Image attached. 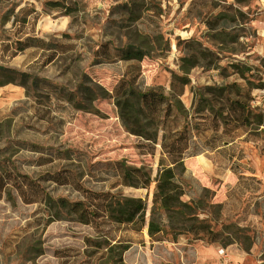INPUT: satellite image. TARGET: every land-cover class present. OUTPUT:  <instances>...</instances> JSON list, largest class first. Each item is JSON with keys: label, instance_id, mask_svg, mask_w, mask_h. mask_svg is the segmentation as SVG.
Here are the masks:
<instances>
[{"label": "rangeland", "instance_id": "374dc122", "mask_svg": "<svg viewBox=\"0 0 264 264\" xmlns=\"http://www.w3.org/2000/svg\"><path fill=\"white\" fill-rule=\"evenodd\" d=\"M57 43L74 50L48 46ZM131 46L146 54L133 62L142 73L137 82L179 96L190 114L198 90L233 83L244 92L254 88L251 107L264 114L260 0H0V66L68 88L52 100V111L45 97L33 105L20 79L0 87V164L14 162L53 199L84 202L82 210L92 213L90 223L82 224L78 214L65 211L58 219L46 206L6 196L0 200V264H177L194 259L198 238L233 242L242 251L240 264H264V125L220 139L224 122L212 105L198 119L202 135L194 131L184 154L186 170L194 173L182 177L189 185L183 200L197 220L186 224L182 237L189 240L179 244L168 230L149 245L143 233L108 220L106 205L119 192L147 198L149 219L155 183L147 189L109 186L118 178L117 161L146 167L156 177L160 149L154 156L140 154L139 140L122 128L113 99L95 100L90 112L76 110L77 90L87 77L92 87L113 92L131 64L103 51L116 55ZM70 93L75 95L68 102ZM6 115L13 120L9 128ZM231 173L239 183L226 186L229 201L221 204L217 192Z\"/></svg>", "mask_w": 264, "mask_h": 264}, {"label": "trees", "instance_id": "16d2710c", "mask_svg": "<svg viewBox=\"0 0 264 264\" xmlns=\"http://www.w3.org/2000/svg\"><path fill=\"white\" fill-rule=\"evenodd\" d=\"M48 46L60 49L61 53L74 50L72 45L57 43ZM103 52L109 56L108 59L113 58L131 64L129 71L120 78L111 93L100 86L92 87L91 79L85 77L87 82L81 83L77 90L81 94V103L76 110L90 112L93 110L92 104L95 100L113 99L122 128L139 140L137 147L140 149V154L154 156L158 146L160 149L156 177H152L146 167L136 168L127 165L125 161H117L118 178L109 186L110 190L120 186L147 189L155 183L153 207L149 219L147 198L128 196L120 192L110 197L106 205L107 218L112 224L127 226L136 233H143L146 230L148 236L155 241L161 240L158 236H165L170 230L173 240L178 241L187 234L186 224L197 221L190 217L195 215L194 208L183 200L187 195L184 186L189 187V185L183 182L182 177L186 172L184 154L189 149L192 134L198 131V134L202 135L204 130L202 122L198 119L204 120L207 106L212 105L224 122L220 139L242 127L257 129L263 126L264 114L258 112L257 108L251 107V90L254 88L244 92L240 84L233 83L200 89L196 93L195 109L190 114L179 96L166 95L160 86L145 87L143 80L137 82V78L141 77L142 73L140 67L133 62L142 61L146 56L145 53L132 46L122 49L116 55L108 52V49H104ZM49 62L51 61H47V64ZM192 66L194 67L195 63ZM239 76L244 78L245 71H241ZM18 79H20L19 85L27 89L33 105L42 104L41 98L45 97V104L52 111L55 109L52 108V100L56 99V96L59 98V93L65 94L68 90L67 85H58L38 76L0 66V87L18 84ZM40 84L44 85L43 89H40ZM74 95L70 93L68 102L74 99ZM4 121L8 128L13 122L9 115L5 116ZM212 144L214 145L206 141L207 146L214 147ZM30 148L33 151L37 150L36 145H31ZM11 195H16L27 205L46 206L55 218H62L61 215L66 211L70 216L78 214L76 221L79 223H90L92 213L82 210L85 208L84 202L70 203L64 198L53 199L40 181L20 173L14 162L6 159L3 165L0 164V200ZM116 242L122 243L121 240ZM232 243L224 242L223 246ZM103 245L104 243H99L100 248Z\"/></svg>", "mask_w": 264, "mask_h": 264}, {"label": "crops", "instance_id": "0c3cea01", "mask_svg": "<svg viewBox=\"0 0 264 264\" xmlns=\"http://www.w3.org/2000/svg\"><path fill=\"white\" fill-rule=\"evenodd\" d=\"M251 166L255 171L253 172V175L255 173V175L257 176L259 174L258 169H256V167L253 165ZM261 181H262V187H264V179ZM238 183H239L238 177L232 174L229 181L224 184V188L221 191L217 192V197L219 198L218 202L221 204H226L229 201V194H228L229 190L226 188V186L229 185L230 189H233L238 185ZM143 234L147 244L154 245L157 243L155 240H152L148 236L146 230L143 232ZM187 240L189 239H186L185 237H181L179 238L178 242L180 244L181 242H186ZM194 241H195L193 245L195 248L194 259H192V261L189 262L182 261V263H179L180 262L179 261L177 264H240L239 261L243 259L242 251L238 249V247L236 248L235 244L223 246L213 242H205L201 238L195 239ZM170 244L175 245L176 243L170 242ZM220 250H223V254H220L219 252ZM182 256L184 257V255ZM132 264H136V263H132ZM147 264H154V263L152 262V260L149 259Z\"/></svg>", "mask_w": 264, "mask_h": 264}, {"label": "bare ground", "instance_id": "6f19581e", "mask_svg": "<svg viewBox=\"0 0 264 264\" xmlns=\"http://www.w3.org/2000/svg\"><path fill=\"white\" fill-rule=\"evenodd\" d=\"M186 174H188V176H192V173H194V170L190 167L188 170H186L185 172Z\"/></svg>", "mask_w": 264, "mask_h": 264}, {"label": "built area", "instance_id": "2783aa9c", "mask_svg": "<svg viewBox=\"0 0 264 264\" xmlns=\"http://www.w3.org/2000/svg\"><path fill=\"white\" fill-rule=\"evenodd\" d=\"M260 1L264 2V0H260ZM219 252L220 254H223V250H220Z\"/></svg>", "mask_w": 264, "mask_h": 264}]
</instances>
